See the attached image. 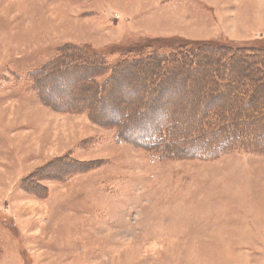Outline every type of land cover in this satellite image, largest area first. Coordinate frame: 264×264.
I'll return each instance as SVG.
<instances>
[{"label": "rangeland", "instance_id": "obj_1", "mask_svg": "<svg viewBox=\"0 0 264 264\" xmlns=\"http://www.w3.org/2000/svg\"><path fill=\"white\" fill-rule=\"evenodd\" d=\"M186 41L264 42V0H0V264H264L263 147L159 162L136 145L198 88L174 78L120 122L110 103L157 87L146 68L105 102L87 70L34 73L65 46L117 61Z\"/></svg>", "mask_w": 264, "mask_h": 264}, {"label": "trees", "instance_id": "obj_2", "mask_svg": "<svg viewBox=\"0 0 264 264\" xmlns=\"http://www.w3.org/2000/svg\"><path fill=\"white\" fill-rule=\"evenodd\" d=\"M65 47L56 59L34 72L37 77L62 60L64 66L88 71L77 79H83L84 87L98 91L102 102L111 94L120 97L117 84L130 73L137 74L146 68L150 79L157 80V87L143 89L137 101L129 98L123 105L121 102L122 106L118 101L110 103L122 113L120 122L148 114L156 106L155 98L151 97L154 89L163 95L165 84L174 78L187 80L188 88H198L197 95L189 94L191 101H187V106L174 103L167 111L164 104L158 105L161 112L157 111V125L143 137L147 143L140 139L136 144L140 150L149 147L148 152L156 161L178 160L180 155L209 161L239 150L264 148V93L258 94L264 92L263 41H186L168 52L127 51L117 61L87 46L70 45L72 49L67 51ZM32 78L35 80V76ZM114 81L117 84L113 85ZM66 110L73 113L75 107ZM111 120L114 122V118ZM1 248L0 243V259Z\"/></svg>", "mask_w": 264, "mask_h": 264}]
</instances>
